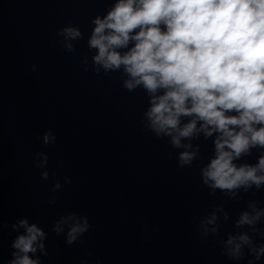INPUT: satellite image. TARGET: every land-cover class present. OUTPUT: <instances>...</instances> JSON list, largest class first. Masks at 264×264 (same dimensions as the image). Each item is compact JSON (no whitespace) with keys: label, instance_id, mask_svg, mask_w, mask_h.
<instances>
[{"label":"water","instance_id":"obj_1","mask_svg":"<svg viewBox=\"0 0 264 264\" xmlns=\"http://www.w3.org/2000/svg\"><path fill=\"white\" fill-rule=\"evenodd\" d=\"M109 2L0 0V264L15 236L10 225L23 216L49 233L45 264H232L217 240L235 230L249 200L264 201V191L241 193L239 203L209 196L199 168L177 167L167 142L143 130V93H128L118 75L83 71L90 19ZM69 23L85 36L77 55L57 44ZM47 129L57 140L45 147L38 137ZM40 151L49 155L48 181L33 164ZM209 154L202 144L201 155ZM56 180L64 187L51 193ZM218 204L231 219L220 237L202 239L199 220ZM66 211L88 216L82 243L69 246L51 232Z\"/></svg>","mask_w":264,"mask_h":264},{"label":"clouds","instance_id":"obj_2","mask_svg":"<svg viewBox=\"0 0 264 264\" xmlns=\"http://www.w3.org/2000/svg\"><path fill=\"white\" fill-rule=\"evenodd\" d=\"M89 27L91 55L83 56V71L118 75L128 93H143L140 124L167 142L177 167L195 164L211 197L219 192L239 203L241 193L264 191V0H110ZM57 36V44L73 55L85 39L72 23ZM38 139L47 147L57 136L47 129ZM202 144H210L207 157L201 155ZM48 163L46 152L35 154L33 164L44 181L49 180ZM63 180L72 182L67 176ZM64 184L56 180L50 192ZM56 200L53 195L47 203L53 206ZM262 204L249 200L226 238L220 232L230 214L222 204L213 205L199 220L197 234L220 237L222 255L232 264H261ZM90 228L87 215L66 211L52 223L51 232L71 246L82 243ZM10 229L15 236L2 264H45L49 233L27 216L16 218ZM80 264L89 261L81 259Z\"/></svg>","mask_w":264,"mask_h":264}]
</instances>
